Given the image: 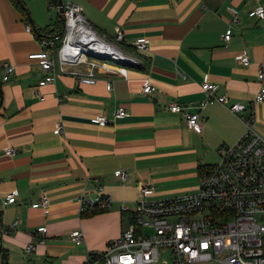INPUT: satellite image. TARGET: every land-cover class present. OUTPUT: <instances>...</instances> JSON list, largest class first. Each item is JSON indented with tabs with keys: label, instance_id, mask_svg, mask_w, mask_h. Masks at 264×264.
<instances>
[{
	"label": "crops",
	"instance_id": "obj_1",
	"mask_svg": "<svg viewBox=\"0 0 264 264\" xmlns=\"http://www.w3.org/2000/svg\"><path fill=\"white\" fill-rule=\"evenodd\" d=\"M22 1L26 14L13 0H0V228L17 222L0 233V264H83L89 251H104L123 234L130 218L121 206L136 208L140 185L156 186L149 196L153 199L197 191L201 164L220 160V146L235 143L245 132L228 106L248 105L258 92L264 19L249 13L264 0H73L109 41L123 33L119 47L139 64L91 56L64 63L56 51V81L43 86L44 71L29 57L42 49L40 39L26 28L31 24L35 33L43 32L56 21L50 15L47 22L36 12V0ZM142 37L150 41L148 50L133 46ZM242 54L249 56L250 65L239 61ZM6 63L16 65V71L3 82ZM84 76L98 81L83 83ZM206 78L219 84L229 102L199 110L198 133L188 128L182 113L167 106L178 102L188 108L206 99L201 88ZM147 81L156 87L149 94L143 92ZM120 107L127 116L114 115ZM101 115L107 124L92 121ZM256 116L254 130L264 137V104L257 105ZM60 121L63 134L56 132ZM7 147L17 148V154L7 155ZM118 169L128 173L126 181L114 175ZM96 179L113 203L103 212L81 215L78 199L96 195ZM15 190L16 202L4 205ZM43 195L47 211L35 205ZM40 227L47 228L45 243L36 236ZM75 229L83 231V245L71 241ZM29 243L36 246L30 253L25 250Z\"/></svg>",
	"mask_w": 264,
	"mask_h": 264
},
{
	"label": "built area",
	"instance_id": "obj_2",
	"mask_svg": "<svg viewBox=\"0 0 264 264\" xmlns=\"http://www.w3.org/2000/svg\"><path fill=\"white\" fill-rule=\"evenodd\" d=\"M48 8L59 12V4L54 0H46ZM65 24L62 32L43 36L40 39L42 49L29 55L38 61L44 71L39 85H47L56 81L54 53L62 62H76L84 57L94 59L115 60L129 64H139L133 56L122 50L118 43L124 39L119 32L115 42L100 35L82 13V7L73 0H64ZM264 19V5H259L249 13ZM238 22L237 18L233 19ZM27 31L36 34L31 24ZM233 32L230 26L223 35L226 41ZM150 41L142 37L133 46L138 50H148ZM239 61L248 66L252 63L248 55H239ZM16 71V65L6 63L2 81H8ZM182 76H186L181 73ZM259 89L248 105L234 102L229 109L245 124L246 130L233 144H222L219 148L220 161L215 164H201L199 170L200 186L197 191L178 196L153 199L155 185L142 184L139 187L140 198L134 210L126 205L121 210L128 214L130 223L123 234L109 241L102 252L89 251L83 264H155L161 258L160 249H169L173 257L172 264H187L198 261L213 260L217 264H264V137L254 130L256 107L264 104V63L258 72ZM86 84H95V76H84L80 79ZM112 83L107 84V89ZM206 99L198 104L183 107L178 102L169 103L167 109L173 113H182L188 128L201 133L199 110L208 104L226 105L229 97L219 93V84L204 79L201 84ZM156 87L145 82L144 93H152ZM194 109V110H193ZM116 117L127 116L126 108L120 107ZM99 125L107 124L104 115L93 118ZM56 132L63 134L64 124L57 123ZM18 152L15 147H7L5 153L14 156ZM114 175L126 181L128 173L118 169ZM104 190L100 179L95 180L96 195L86 198L82 194L78 199L81 215H90L97 211L108 210L113 199L102 194ZM17 190L12 191L3 200V204L16 202ZM36 206L48 210V198L43 195ZM0 213V221L2 222ZM12 225L0 228L2 235L14 229ZM47 228L38 229L40 243L46 242ZM71 241L77 245L85 242L81 229L70 233ZM36 249L33 243L26 245V252ZM4 264H7L4 261ZM44 264H51L46 261Z\"/></svg>",
	"mask_w": 264,
	"mask_h": 264
},
{
	"label": "rangeland",
	"instance_id": "obj_3",
	"mask_svg": "<svg viewBox=\"0 0 264 264\" xmlns=\"http://www.w3.org/2000/svg\"><path fill=\"white\" fill-rule=\"evenodd\" d=\"M35 5H36V12H38V14H42L44 17H46L47 19V22L50 21V15L53 16V20L54 21H57V15H58V10L56 9H49L48 8V4L46 2V0H36L35 2ZM220 160L216 161V162H213V163H207V164H215V163H218ZM99 252H102V251H99ZM160 252L162 254V257L160 259V262H158L157 264H172L173 262V257L168 255L167 252L161 248L160 249ZM165 261V262H164ZM212 263H215V261L213 260H210ZM189 264V263H187Z\"/></svg>",
	"mask_w": 264,
	"mask_h": 264
},
{
	"label": "trees",
	"instance_id": "obj_4",
	"mask_svg": "<svg viewBox=\"0 0 264 264\" xmlns=\"http://www.w3.org/2000/svg\"><path fill=\"white\" fill-rule=\"evenodd\" d=\"M54 1L58 2V0H54ZM13 2L22 10V12L24 14H26L25 11L22 9V7H20V4L18 3L17 0H13ZM62 29H63L62 28V20L59 19L58 22L57 21L56 22H51V24L48 26V28H46L43 32L38 31L36 33V35H37V37L39 39H41L43 36H51V35H53V33H55L56 31L62 32ZM99 212H103V211H97V212H94V213H92L90 215L97 214Z\"/></svg>",
	"mask_w": 264,
	"mask_h": 264
},
{
	"label": "water",
	"instance_id": "obj_5",
	"mask_svg": "<svg viewBox=\"0 0 264 264\" xmlns=\"http://www.w3.org/2000/svg\"><path fill=\"white\" fill-rule=\"evenodd\" d=\"M17 1L20 4V6L26 11L27 8H26L25 4L23 3V1L22 0H17ZM58 4H59V15H60V18H61L63 24H65V18H64V15H63V12H64V8H63L64 0H58ZM27 13H28L30 21L33 23L34 21H33L32 17H31V15L29 14V12H27ZM0 97L3 98V90H2L1 81H0Z\"/></svg>",
	"mask_w": 264,
	"mask_h": 264
}]
</instances>
